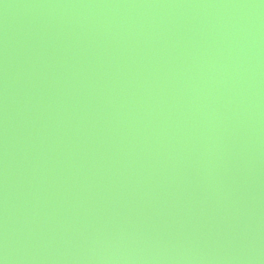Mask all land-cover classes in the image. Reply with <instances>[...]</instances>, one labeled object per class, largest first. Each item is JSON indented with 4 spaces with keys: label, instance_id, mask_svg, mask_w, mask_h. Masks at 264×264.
Wrapping results in <instances>:
<instances>
[{
    "label": "water",
    "instance_id": "95a60500",
    "mask_svg": "<svg viewBox=\"0 0 264 264\" xmlns=\"http://www.w3.org/2000/svg\"><path fill=\"white\" fill-rule=\"evenodd\" d=\"M0 264H264V0H0Z\"/></svg>",
    "mask_w": 264,
    "mask_h": 264
}]
</instances>
